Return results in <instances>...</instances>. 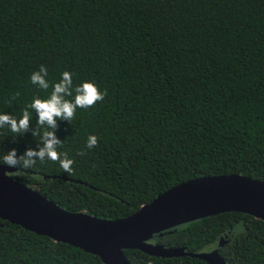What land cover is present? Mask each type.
Here are the masks:
<instances>
[{"label":"trees","instance_id":"obj_1","mask_svg":"<svg viewBox=\"0 0 264 264\" xmlns=\"http://www.w3.org/2000/svg\"><path fill=\"white\" fill-rule=\"evenodd\" d=\"M41 65L47 91L30 82ZM64 71L73 87L87 80L107 90L70 124L57 121L73 174L48 160L9 174L61 208L115 219L191 178L264 181V0H0V111L19 118ZM90 134L98 146L89 150ZM37 140L0 129V153L20 155ZM152 239L189 252L217 248L229 264H264V221L242 212L206 216ZM123 253L131 264H207ZM0 264L102 263L0 219Z\"/></svg>","mask_w":264,"mask_h":264},{"label":"water","instance_id":"obj_2","mask_svg":"<svg viewBox=\"0 0 264 264\" xmlns=\"http://www.w3.org/2000/svg\"><path fill=\"white\" fill-rule=\"evenodd\" d=\"M0 164V219L54 241L92 253L102 264H131L123 250L150 256H191L207 264H229L217 248L189 252L152 242L153 236L183 223L217 213L235 211L264 221V181L241 174L199 176L181 181L122 218L108 219L83 211H69L19 183ZM221 239L217 245H221Z\"/></svg>","mask_w":264,"mask_h":264},{"label":"clouds","instance_id":"obj_3","mask_svg":"<svg viewBox=\"0 0 264 264\" xmlns=\"http://www.w3.org/2000/svg\"><path fill=\"white\" fill-rule=\"evenodd\" d=\"M47 76V67L41 65L37 71L31 73L30 82L47 91L50 87ZM106 95L107 90L101 91L92 81L85 80L73 87V74L64 71L60 80L51 86L50 94L46 98L34 96L19 118L0 111V129H7L14 137L25 133L38 137L37 147H28L20 155L15 148L0 153V164L15 169H31L36 166L37 161L44 163L48 160L58 163L65 173L72 175L75 161L66 152L59 150L63 142L56 135L57 121L63 120L70 124L75 119L78 108H93L98 102L102 103ZM18 96V92L11 96L7 102L9 106ZM33 113L36 116L35 127L31 126ZM97 146L98 137L90 134L85 147L90 150ZM77 155L83 156L85 152L81 150Z\"/></svg>","mask_w":264,"mask_h":264}]
</instances>
